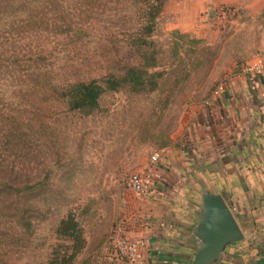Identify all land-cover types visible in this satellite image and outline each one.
<instances>
[{
    "label": "rangeland",
    "instance_id": "374dc122",
    "mask_svg": "<svg viewBox=\"0 0 264 264\" xmlns=\"http://www.w3.org/2000/svg\"><path fill=\"white\" fill-rule=\"evenodd\" d=\"M14 1L0 0V183L23 191L0 193V264H42L58 243H69L55 233L68 212L86 242L73 264H113L123 260L108 238L113 225L140 222L152 198V190L132 194L126 177L147 173L165 142L196 135L198 119L212 118L241 64L264 62V0H167L152 35L164 72L157 88L106 93L91 114L69 110L58 91L137 61L125 41L129 3L102 0L87 19L82 0ZM195 19L203 38L171 35L177 21ZM197 156L188 162L202 172ZM218 164L219 172L199 176V195L222 190L245 239L228 244L214 264H264V169ZM229 170L231 179L248 181L226 182ZM18 212L30 231L15 223Z\"/></svg>",
    "mask_w": 264,
    "mask_h": 264
},
{
    "label": "crops",
    "instance_id": "0c3cea01",
    "mask_svg": "<svg viewBox=\"0 0 264 264\" xmlns=\"http://www.w3.org/2000/svg\"><path fill=\"white\" fill-rule=\"evenodd\" d=\"M208 4L204 3L201 9ZM192 11L197 14L198 9L194 7ZM197 20L177 21L172 29L203 38L207 31ZM237 78L231 82L228 96L219 97L212 118L202 115L198 119L201 124L196 135L193 129L187 137L171 142L160 151L155 166L158 177L151 187L152 198L145 205L149 214L147 224L141 220L128 227L130 237L141 234L150 237L145 264H191L198 247L193 229L201 205L199 176H205L207 168L219 172L218 163L230 160L235 169H264V78L242 75ZM183 127L186 128V124ZM195 152H198L200 165L203 164L202 172L192 169L188 162ZM207 162L213 164L205 167ZM197 163L199 165V161ZM227 175L228 183L248 181V178L238 179L242 175L237 173L235 179H231L232 170ZM223 182L226 183L225 179ZM210 191L221 193L226 200L222 190ZM113 264L128 263L117 260Z\"/></svg>",
    "mask_w": 264,
    "mask_h": 264
},
{
    "label": "trees",
    "instance_id": "16d2710c",
    "mask_svg": "<svg viewBox=\"0 0 264 264\" xmlns=\"http://www.w3.org/2000/svg\"><path fill=\"white\" fill-rule=\"evenodd\" d=\"M11 0H5L7 3ZM26 3V0H21ZM167 0H123V3H129L132 14L130 25L128 27L125 41L133 50L137 61L129 63L123 67H117L104 73L103 75L90 79H76L63 85L59 92L69 110L78 111L85 114H91L99 109L100 100L103 95L109 92H117L121 89L139 93L142 91H154L164 72L158 70L160 66L159 50L152 35L157 29V24ZM19 2V1H18ZM85 3L86 18H92L97 12L94 8L102 0H82ZM88 12H91L88 14ZM94 12V13H93ZM81 29V28H80ZM172 36L179 38H188L187 33L173 30ZM191 42L199 43L201 39H190ZM173 44H176L173 41ZM166 147L167 142L164 143ZM29 189H38L32 186ZM6 190H12L17 193L23 191L22 188L10 185V183H0V193ZM7 191V192H8ZM21 214V215H20ZM15 223L25 226V230L31 229V221L18 212L14 214ZM56 238L68 240V244L58 243L50 256L42 264H73L78 254L85 247V239L82 229L72 212L60 219L56 229ZM61 248V249H59Z\"/></svg>",
    "mask_w": 264,
    "mask_h": 264
},
{
    "label": "water",
    "instance_id": "95a60500",
    "mask_svg": "<svg viewBox=\"0 0 264 264\" xmlns=\"http://www.w3.org/2000/svg\"><path fill=\"white\" fill-rule=\"evenodd\" d=\"M193 235L198 240V247L191 264H214L228 244L245 239L223 196L208 189L201 194L199 218Z\"/></svg>",
    "mask_w": 264,
    "mask_h": 264
},
{
    "label": "built area",
    "instance_id": "2783aa9c",
    "mask_svg": "<svg viewBox=\"0 0 264 264\" xmlns=\"http://www.w3.org/2000/svg\"><path fill=\"white\" fill-rule=\"evenodd\" d=\"M237 73L242 76H255L264 78V62L249 61L239 66ZM216 92L224 94V86L219 85ZM208 103V101H206ZM160 152L154 153L151 158V164L147 173H134L126 177L125 183L129 191L136 197H147L152 184L158 177L156 164L159 160ZM147 217L142 219V223L147 224ZM109 241L119 253L121 258L128 264H145V253L151 244L150 237L147 234L130 237L128 235V225L125 219L118 220L109 233Z\"/></svg>",
    "mask_w": 264,
    "mask_h": 264
}]
</instances>
